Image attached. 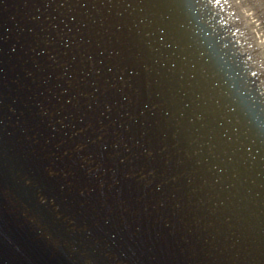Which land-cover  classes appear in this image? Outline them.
<instances>
[{
  "label": "water",
  "instance_id": "obj_1",
  "mask_svg": "<svg viewBox=\"0 0 264 264\" xmlns=\"http://www.w3.org/2000/svg\"><path fill=\"white\" fill-rule=\"evenodd\" d=\"M229 1L0 0V264H264V60Z\"/></svg>",
  "mask_w": 264,
  "mask_h": 264
},
{
  "label": "rangeland",
  "instance_id": "obj_2",
  "mask_svg": "<svg viewBox=\"0 0 264 264\" xmlns=\"http://www.w3.org/2000/svg\"><path fill=\"white\" fill-rule=\"evenodd\" d=\"M233 3V0H231ZM240 4L249 12V18L252 20V26L255 27L260 33V40L258 41V33L252 29L251 25L246 24V17L240 14L236 8V4L233 3L234 7L236 8L240 18L242 19L243 23H245V27L249 32L253 42L255 43L259 53L261 54L264 60V0H240Z\"/></svg>",
  "mask_w": 264,
  "mask_h": 264
},
{
  "label": "bare ground",
  "instance_id": "obj_3",
  "mask_svg": "<svg viewBox=\"0 0 264 264\" xmlns=\"http://www.w3.org/2000/svg\"><path fill=\"white\" fill-rule=\"evenodd\" d=\"M233 3L236 4V8L239 11V13L241 12L242 15H244V17L247 18L246 19V24L245 23L244 24L252 26V20L249 18V14H248L249 12L240 4V0H233ZM252 29L255 30V32L258 33L257 35H258V41H259L260 40L259 39L260 38V35H259L260 32L255 27L253 28V26H252Z\"/></svg>",
  "mask_w": 264,
  "mask_h": 264
},
{
  "label": "clouds",
  "instance_id": "obj_4",
  "mask_svg": "<svg viewBox=\"0 0 264 264\" xmlns=\"http://www.w3.org/2000/svg\"><path fill=\"white\" fill-rule=\"evenodd\" d=\"M262 48H264V45H262Z\"/></svg>",
  "mask_w": 264,
  "mask_h": 264
}]
</instances>
